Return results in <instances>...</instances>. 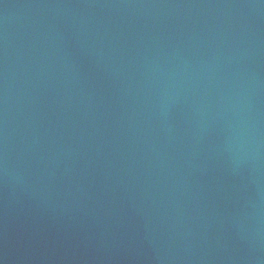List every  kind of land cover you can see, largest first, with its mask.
I'll list each match as a JSON object with an SVG mask.
<instances>
[{"label": "water", "instance_id": "95a60500", "mask_svg": "<svg viewBox=\"0 0 264 264\" xmlns=\"http://www.w3.org/2000/svg\"><path fill=\"white\" fill-rule=\"evenodd\" d=\"M0 264H264V0H0Z\"/></svg>", "mask_w": 264, "mask_h": 264}]
</instances>
